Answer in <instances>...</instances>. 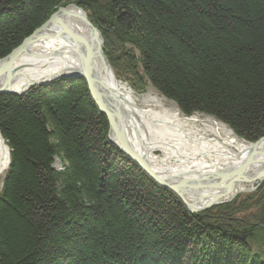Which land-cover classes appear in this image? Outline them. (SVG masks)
<instances>
[{
	"label": "trees",
	"instance_id": "trees-1",
	"mask_svg": "<svg viewBox=\"0 0 264 264\" xmlns=\"http://www.w3.org/2000/svg\"><path fill=\"white\" fill-rule=\"evenodd\" d=\"M68 4L117 80L249 143L264 136V0H0V59ZM107 128L82 80L0 96V264H264V200L189 213Z\"/></svg>",
	"mask_w": 264,
	"mask_h": 264
},
{
	"label": "bare ground",
	"instance_id": "bare-ground-1",
	"mask_svg": "<svg viewBox=\"0 0 264 264\" xmlns=\"http://www.w3.org/2000/svg\"><path fill=\"white\" fill-rule=\"evenodd\" d=\"M55 21L64 26L66 32L79 36L89 69L93 73L94 88L97 93L101 92V103L114 110L116 116L121 118L125 129H129L132 136L135 152L146 160L150 171L158 178L174 185L194 179L205 180L213 174L214 167L233 170L241 159L237 153H247V145L240 142L223 124L211 118L196 115L182 117L177 111L164 108L154 99L150 100L152 104L148 107H138L134 93L127 84L124 85L115 78L107 65L101 54L100 38L85 22L81 12L69 7L58 12ZM63 29L56 24H49L19 52L10 66V92L21 93L29 85L78 74V50ZM105 119L107 121L106 117ZM260 149H264V142ZM7 163L8 150L0 137V179L6 171ZM255 166L264 171V165ZM222 184L223 180H213L208 186L218 190ZM248 186L255 187L242 182L224 190L217 196V200L226 201L234 194L247 192Z\"/></svg>",
	"mask_w": 264,
	"mask_h": 264
},
{
	"label": "water",
	"instance_id": "water-1",
	"mask_svg": "<svg viewBox=\"0 0 264 264\" xmlns=\"http://www.w3.org/2000/svg\"><path fill=\"white\" fill-rule=\"evenodd\" d=\"M71 7L75 8L74 6ZM75 9L78 10L77 8ZM65 10L66 9L59 8L57 12L52 14L42 26H40L37 30L32 33L30 37L26 38L8 56L3 59H0V95H22L26 92V90H24L21 93H13L8 90L10 80V66L14 58L19 54V52L27 44L32 42V40L36 39L39 36L38 34L49 24H56L58 26H61L62 29L64 28L63 31L66 32L65 27L55 21L56 14ZM78 11L81 12L80 10ZM81 14L83 16V19L93 30V32L98 34L88 22L85 14L83 12H81ZM66 33L67 37L71 38L72 41L75 43V46L77 47L79 53L80 61V70L78 74L72 75L68 78L81 79L85 82L90 98L98 108V111L107 118V123L109 125L107 135L108 141L113 146H115L124 156L133 161L141 169V171H143L145 175H147L155 184L164 189H167L173 195H175L182 202V204L188 210L189 213L201 212L207 208L223 204L224 202L217 200V196L223 193L224 190L234 187L235 185L241 184L242 182H252L254 180L264 179V171H261V169L255 166L258 164L264 165V149H260L261 144H263L264 142V136L257 142L251 144L246 154H237V156L241 157V159L237 163L235 168L231 171L228 168L223 170L219 169L220 171L209 175L205 180L194 179L193 181H185V183L181 185L169 184L166 181L158 178L153 172L150 171L149 165L146 163V160L144 158H141V156H139L135 152L136 149L132 142V136L129 133V129H125L121 118L116 116V112L114 110L109 109V107L101 103V92L97 93L96 89L94 88V79L92 75L93 73L91 69H89L87 55L82 50V41H80L79 36H76L71 32ZM102 56L104 57L103 54ZM57 79L59 80L61 78L59 77ZM40 85H42V83L35 84V86ZM133 134H135L136 136V132H134ZM258 160H260V163H258ZM213 180H223L224 184H222V187H219L218 190H213L211 187L208 186L209 182Z\"/></svg>",
	"mask_w": 264,
	"mask_h": 264
},
{
	"label": "rangeland",
	"instance_id": "rangeland-1",
	"mask_svg": "<svg viewBox=\"0 0 264 264\" xmlns=\"http://www.w3.org/2000/svg\"><path fill=\"white\" fill-rule=\"evenodd\" d=\"M71 6H74L75 8H77L78 10H80L81 12H83L84 14H85V16H86V18H87V20H88V17H87V14L82 10V9H80L78 6H77V4H68V5H66L65 7H61V8H63V9H68L69 7H71ZM59 9V8H58ZM57 9V10H58ZM57 10L55 11V12H57ZM54 12V13H55ZM53 13V14H54ZM49 19V18H48ZM47 19V20H48ZM46 20V21H47ZM45 21V22H46ZM88 22H89V20H88ZM90 23V22H89ZM91 24V23H90ZM42 26V25H41ZM91 26L93 27V29H95V31L98 33V36H99V38H100V40H101V53L104 55V57H105V59H106V63H107V65H109V63H108V60H107V57L105 56V54H104V51H103V40H102V38H101V35H100V33H99V31L91 24ZM38 29V28H37ZM37 29H35V30H37ZM34 30V31H35ZM33 31V32H34ZM32 32V33H33ZM32 33H31V35H32ZM31 35H29L28 37H30ZM27 37V38H28ZM26 39V38H25ZM24 39V40H25ZM24 40H22V42L24 41ZM21 42V43H22ZM20 43V44H21ZM19 44V45H20ZM18 47V46H17ZM16 47V48H17ZM15 48V49H16ZM14 50V49H13ZM12 50V51H13ZM11 51V52H12ZM10 52V53H11ZM9 53V54H10ZM8 54V55H9ZM7 55V56H8ZM5 58V57H4ZM109 68H110V66H109ZM61 79H55V80H52V81H47V82H45L44 84L42 83V85H40V86H35V84H33V85H29V87H27L25 90H26V92L29 90V89H31V88H33V87H41V86H45V85H51V84H54V83H56V82H59V81H67V80H81V79H71V78H66V79H64V78H62V77H60ZM83 81V80H82ZM119 81V80H118ZM84 82V81H83ZM120 82H122V81H120ZM85 83V82H84ZM122 84H124V85H126L127 83H125V82H122ZM86 85V84H85ZM126 86H128V84L126 85ZM129 87V86H128ZM87 88V87H86ZM129 89L131 90V92L132 93H134V99L136 100V104H137V106L138 107H140V108H146V107H148L149 105H151L152 104V101H153V99L154 100H156L157 102H160L162 105H163V107L164 108H166V109H171V110H173V111H177L182 117H186V116H184V115H182L180 112H179V110H178V108L176 107V105L173 103V102H171V101H169V100H167V99H165L164 97H162L158 92H156L151 86H150V84L148 83V82H146L145 83V85L142 87V91H139V92H137V91H134V90H132L130 87H129ZM25 92V93H26ZM24 93V94H25ZM24 94H22V95H24ZM4 95H15V94H4ZM22 95H16V96H22ZM1 96V95H0ZM152 99V101H150ZM94 103V102H93ZM96 106V105H95ZM97 108V107H96ZM98 109V108H97ZM193 115H196V116H198V117H202V118H211V119H213V120H215L216 122H218V123H221V122H219L218 120H216L215 118H213V117H211V116H208V115H204V114H199V113H195V114H193ZM193 115H191V116H193ZM191 116H188V117H191ZM221 124H223V123H221ZM224 125V124H223ZM233 135H234V133L226 126V125H224ZM235 136V135H234ZM1 137V136H0ZM236 137V136H235ZM238 140H240V142H243L245 145H247L248 147L251 145V144H253V143H249V142H247V141H245V140H243V139H241V138H238V137H236ZM2 139V138H1ZM261 139V138H260ZM2 141H3V139H2ZM258 141V140H257ZM256 141V142H257ZM4 142V141H3ZM255 143V142H254ZM4 144H5V142H4ZM6 145V144H5ZM7 147V146H6ZM7 150H8V163H7V168H6V171H5V173H4V175L1 177V179H0V191H1V189H2V186H3V182H4V179H5V176H6V174H7V171H8V166H9V162H10V157H9V154H10V152H9V149H8V147H7ZM241 153H243V152H241ZM155 154H157V152L155 153ZM237 154H240V153H237ZM52 168L54 169V170H56V171H61L62 169H63V161L61 160V158H54V162H53V165H52ZM214 169V172L213 173H216V172H218V171H220V170H223V168H221L220 166H217V167H214L213 168ZM220 169V170H219ZM213 171V170H212ZM147 176V175H146ZM148 177V176H147ZM149 178V177H148ZM247 183H249V184H253L254 186H252V187H254V188H249V186H248V190L249 191H245V192H243V193H237V194H234L230 199H228V200H226V201H222V202H224L223 204H220V205H217V206H214V207H211V208H215V207H220V206H223V205H231V204H233V203H235L236 204V206H239L238 204L239 203H244L245 202V200H246V197L248 198V200L249 199H251V198H254L255 200H257L258 198H261V200H264V195H262V193H264V179H261V180H254V181H247ZM160 187V186H159ZM261 191H263V192H261ZM255 194H257V196L256 197H258V198H255ZM183 205V204H182ZM184 206V205H183ZM211 208H207V209H205V210H208V209H211ZM187 210V209H186ZM188 211V210H187ZM204 211V210H203ZM202 212V211H201ZM197 213H199V212H197ZM243 238V240H245L247 237H246V235H245V237L243 236L242 237Z\"/></svg>",
	"mask_w": 264,
	"mask_h": 264
}]
</instances>
